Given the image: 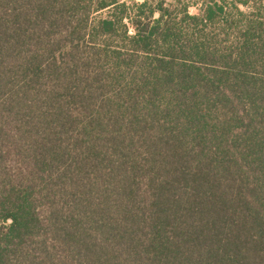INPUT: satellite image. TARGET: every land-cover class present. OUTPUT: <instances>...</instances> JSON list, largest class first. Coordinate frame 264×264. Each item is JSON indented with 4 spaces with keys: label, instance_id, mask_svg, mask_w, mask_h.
<instances>
[{
    "label": "trees",
    "instance_id": "obj_1",
    "mask_svg": "<svg viewBox=\"0 0 264 264\" xmlns=\"http://www.w3.org/2000/svg\"><path fill=\"white\" fill-rule=\"evenodd\" d=\"M0 264H264V0H0Z\"/></svg>",
    "mask_w": 264,
    "mask_h": 264
},
{
    "label": "rangeland",
    "instance_id": "obj_2",
    "mask_svg": "<svg viewBox=\"0 0 264 264\" xmlns=\"http://www.w3.org/2000/svg\"><path fill=\"white\" fill-rule=\"evenodd\" d=\"M126 1H128V2H129V1L142 2V1H144V0H126ZM190 11H191V12H194V11H196V8L192 6V7L190 8Z\"/></svg>",
    "mask_w": 264,
    "mask_h": 264
}]
</instances>
